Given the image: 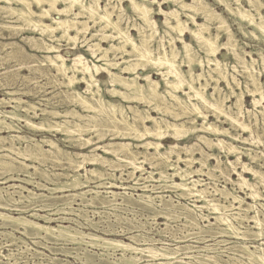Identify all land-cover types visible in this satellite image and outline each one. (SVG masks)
Masks as SVG:
<instances>
[{"label":"bare ground","instance_id":"obj_1","mask_svg":"<svg viewBox=\"0 0 264 264\" xmlns=\"http://www.w3.org/2000/svg\"><path fill=\"white\" fill-rule=\"evenodd\" d=\"M104 1L105 8L101 4L103 0H0V10H3V14L15 15L18 20L30 26V30L36 31L41 37L47 35L51 40L64 39L72 42L73 45H76L77 40H82V43L89 45L88 53L91 58L97 60L93 61L81 53H76L74 58L68 60L60 53V46L45 42V48L52 53L47 55V63L63 78L62 83L72 95L71 102L85 111L92 112V115L83 116L71 110L70 113L73 112L76 116L75 121L59 122L43 117L40 123H36L29 115L20 113L22 103L26 101L14 97V92L8 93L10 95L8 99L0 98L2 108L12 107L11 110H0V174L4 175L0 182V209L2 210L0 225H10L13 231H18L23 237L39 236L46 240H62L82 246L81 248L85 246L86 249L98 247L102 250L99 254L100 259H103L110 250H113L111 254L114 255H117L115 252L120 251L114 257L115 264H142L145 261H158L154 264L175 262L178 264H231L230 260L226 261L228 263H223L217 255L204 253L216 249L210 245L182 246L185 248L182 249L185 250L186 258L189 259L184 261L179 254L180 246L176 248L157 246L154 243H159L161 239L157 240L141 233L131 235L132 241L127 242L120 238L109 237V233L114 232L113 235H115L116 230H103L106 236L83 231L79 228L83 223L70 216L82 214L79 213L81 207L74 206L77 204L75 202L79 205L89 204L105 209L123 204L128 207L137 202L143 204L142 209L153 211L155 217L161 215L167 219L172 215V211L178 208L185 219L186 228H189L187 236L196 229L203 231V227L198 222V215L208 219L211 214H214L216 223L225 225L217 228V231L215 229L212 231L214 238L229 235L232 238L245 240L247 231L241 229V226L244 225V221L253 223V228L257 230H250L254 234L255 242H251L253 245L250 246L246 242L238 241L232 248L236 252L233 264H264V247H261L264 241L259 242L264 239V219L260 217L257 210V204L264 207V203L260 202L263 194L257 188L258 184H261L264 189V173L261 170L264 165L261 163L264 161V154L261 156L252 148L236 144L239 141V135L242 137V134L233 133L228 128H221L217 124L221 117H225L235 129L241 128L244 133L249 130L250 136H254L251 127L247 126L246 121L241 120L243 114L251 113V110L244 108L245 97L251 96L253 104L261 107L259 113L262 114L264 125V88L262 87L264 83L261 80V75L264 74L263 48L260 47L256 51L247 50L250 47L249 43H239L227 18L217 12L207 0H127L140 21L134 24L139 32L138 38L131 33V26H122L126 11L123 7L124 0H116L117 3L114 2L115 0ZM214 1L223 5L226 11L235 17L239 30L244 35L254 36L257 40L264 41V13L260 9L262 7L264 9V1L246 0L252 8L255 7L256 14L246 8L241 0H236L235 5L229 0ZM165 3L173 4L175 8L166 10L162 6ZM59 4H63V7ZM155 5H158V8H155ZM34 6L38 10H35ZM82 15L89 21L94 20L104 24L101 28H109L112 32L100 35L98 39L96 34H92V37L95 36L94 39L97 40L89 43L91 37L88 32L91 26L88 20L79 19ZM156 15L164 17L163 24L166 26L164 33L159 28ZM46 18L49 22L45 21ZM245 23L252 28L251 31L245 29ZM58 33L61 35L59 36ZM222 34L227 36L226 42L221 41ZM187 36L191 37L199 49L206 54L205 58L199 56L198 50L187 41ZM106 41L109 42L108 46L103 44ZM178 43H181V48ZM223 49H227L229 54L234 55L236 62L242 65L245 90L241 89L239 92L234 90L232 84L239 85L240 82L234 74L230 73L229 66L218 58ZM250 55L251 58L248 59ZM253 55H258V58ZM101 61H103L102 64L99 63ZM258 64L261 67L259 70L255 67ZM199 66L202 69L201 72H197L196 67L199 68ZM147 68L152 69L153 74L161 78H154L150 72L146 71ZM101 73H106L108 79L101 81L98 77ZM213 82L214 85L211 86ZM220 82H226L230 90L223 92ZM79 83L85 84L84 91H80ZM102 84L106 86L105 89ZM211 88L214 91H209ZM228 97L235 98L231 105L226 104ZM114 98H119L120 101ZM122 101L129 104L141 103L143 107L137 104L126 106ZM234 106L236 110H232ZM172 109H174L173 120H170L166 115ZM52 112L53 118L61 115L56 111ZM104 114L111 123L110 129L114 132L112 138L119 137L120 140L100 145L93 137L85 138L82 135L89 130L98 134V123ZM210 114L216 120L212 121ZM185 115L192 116L190 124L182 121ZM198 119L201 120L200 123ZM256 123H259L258 119ZM24 126L29 129L61 133L64 137L61 139L42 137L40 140L22 135ZM71 135L79 136L72 140L71 145H78L81 149L89 147L92 149L89 152L73 153L62 147L61 141L66 143V139ZM105 136L96 137H98L97 140H103ZM191 136L195 137L197 143L183 144ZM226 137L229 139L227 140ZM166 139H171L173 142L165 145L163 141ZM246 139L242 138L243 141ZM133 141H136L137 146L140 145L146 153L142 160L138 156ZM258 141L264 145L262 137L257 141H251V144ZM201 144L206 145L211 153L203 150ZM97 149H102L111 155L112 161H121L125 165H130L132 170L128 172L129 177L118 176L115 172L117 166L108 173L105 164L110 163L111 160L97 153ZM196 151H200L202 156L197 157ZM221 152L226 155L225 161L221 159ZM229 155L234 156L235 159H231ZM210 157L216 164L209 161ZM243 157H248L253 162L257 161L259 167L251 166L243 160ZM45 162H51L53 166L67 165L64 168L65 173L58 174L47 169L41 173V178L53 176L50 178L53 188H48V191H44V184L36 180L37 166H33L35 172L31 171L32 164ZM179 162H185L186 165L182 166ZM89 163L95 167L88 168ZM194 163H198L201 168L193 166ZM147 164L156 170L149 171L145 167ZM216 165L220 166L218 172L227 176V182L233 183L232 188L227 185L221 188L215 182L219 177L213 171ZM82 170L85 172L82 173ZM244 172L252 173L253 181L249 180ZM147 174L148 176L145 177L144 175ZM231 174L238 175L237 179ZM63 175L67 176L66 180L61 179ZM202 175L215 180L211 183L202 178ZM129 181H133L134 184H128ZM152 182L159 183V186ZM234 185L240 188L249 187L250 190L246 194L253 203L247 202L243 196L239 195ZM102 188H106L104 195L100 190ZM116 188L124 191L113 190ZM128 189L138 191L139 193L136 194L138 197L131 196L126 191ZM65 190H69L70 193L67 194ZM72 191L74 193H71ZM166 191H173L179 198L189 200L194 208L190 206V203L173 202V196L168 199V196L164 194ZM14 193H18L19 197H15ZM217 196L223 197L226 203L228 201V205L221 202ZM119 200H122V203H118ZM235 203L240 204L239 212H233ZM14 209L17 214L13 213ZM41 209L44 210L43 212H50L42 214ZM202 209H207L209 214L201 213ZM53 215H57L58 218H54ZM234 219L240 226L233 223ZM54 222L58 224L53 225ZM66 222H76L79 227L66 225ZM87 222L89 228L95 230L99 228L93 221L87 220ZM209 224L212 222L209 221ZM143 226L145 225L141 224L138 228ZM131 230L129 233L136 232ZM13 231L3 230L0 234L11 236V242H15L19 238ZM159 234H162L161 230ZM187 236L179 237V239ZM150 238L152 243L148 242ZM198 239L203 240V238ZM180 241L178 243H181ZM93 256L83 253L79 258L84 263L95 264L98 261L96 262ZM2 257L9 258L10 255H4L0 250V261Z\"/></svg>","mask_w":264,"mask_h":264},{"label":"rangeland","instance_id":"obj_2","mask_svg":"<svg viewBox=\"0 0 264 264\" xmlns=\"http://www.w3.org/2000/svg\"><path fill=\"white\" fill-rule=\"evenodd\" d=\"M210 2L211 6L217 11L222 13L226 18L229 23V26L231 27L232 31L235 34V37L239 41V43L244 44L249 43L250 47L247 48L249 51H256L259 50V48H263L264 50V41L262 40H257L256 37L254 36H246L244 35L241 30H239V25L235 19V17L232 14H229L228 11H226L225 7L214 0H207ZM264 1V0H261ZM114 2L117 3L115 0ZM229 2L233 5L236 4V0H229ZM242 4L251 10L252 13L256 14L257 12L255 7H251L246 0H241ZM248 3V4H247ZM104 8H105V1L103 0V3H101ZM249 5V6H248ZM60 7H63V4H59ZM164 9L170 10L174 9L175 6L169 3H165L162 5ZM123 7L125 8V15L123 16L122 20V26H131V33L138 38L139 32L138 30L134 27L135 23H139L138 16L133 13L131 7H130V2L129 1H123ZM155 8H158V5L154 6ZM177 8V7H176ZM35 10H38L36 6H34ZM261 12L264 13L263 7L260 8ZM130 10V11H127ZM3 10H0V98H6L8 99L10 95L8 94L9 92H14V97L21 98L23 101H26L22 103V107L20 109L21 114H26L29 115L30 118L36 122L40 123L43 119V117H47L50 119H54L59 122H64L66 120L69 121H75L76 116H74L73 112L70 113V111L75 110L79 114H82L83 116L85 115H92V112L85 111L82 109L80 106L74 104L71 102V93L70 91L66 88V86L62 83L63 78L57 74L56 70L49 64L47 63V55H50L52 53H49L47 49L45 48V42L52 43L56 46H60V53L67 58L68 60L74 58L76 53H81L86 55L87 57H90L91 60L97 61L95 58H91L89 55V45L87 43H82V40H77L76 45H73L72 42H68L67 40L61 39V40H51L49 36L41 37V35L37 34L36 31L30 30V26L26 25L25 23L23 24L20 20L15 15L12 14H3ZM2 13V14H1ZM228 13V14H227ZM3 15V16H2ZM156 19L159 22L160 25V30L162 33H164V30L166 29V26L163 24L164 17L161 15H156ZM3 18V19H2ZM117 18V16H115ZM79 19L81 20H88L84 15L79 16ZM45 21L49 22V19H45ZM89 21V20H88ZM201 21V19H200ZM97 23V24H96ZM233 23V24H232ZM91 28L89 29V37H91V40L89 43H94L100 35L111 33L112 30L109 28H101L103 26L99 22L89 21L88 23ZM235 24V25H234ZM246 24V23H245ZM93 26V27H92ZM238 26V27H237ZM248 25H245V29L248 31H251V27H247ZM13 27V28H12ZM134 28V29H132ZM238 28V29H237ZM97 30V31H96ZM133 30V31H132ZM213 31H217L213 29ZM236 32V33H235ZM74 34V33H73ZM92 34H96L95 36L92 37ZM237 34V35H236ZM60 36L61 34L58 33ZM244 35V36H243ZM40 37V38H39ZM227 36L222 34L221 41L226 42L227 41ZM38 38V39H37ZM187 41H189L196 50L199 52V56L205 58L206 54L203 53L197 44L191 39V37L187 36L186 37ZM251 39V40H250ZM192 41V42H191ZM259 41V42H257ZM61 44V45H60ZM68 44V45H67ZM105 46L109 45V42L106 41L103 43ZM178 46L181 48L182 45L181 43H178ZM170 49V48H168ZM255 58H258V55H253ZM218 58L220 60H223L224 63H226L229 67L230 73L234 74L237 78V80L240 82L239 85H236V83H233L232 85L234 86V90L239 92L241 89H246L245 87V75L243 74L244 71H242L243 67L240 63H237L235 60L234 55L231 53L229 54L227 49H223L222 52L218 55ZM226 58V59H225ZM248 59L251 58V55L247 57ZM225 60V61H224ZM235 60V61H234ZM100 64L103 63V61L99 62ZM19 67V68H18ZM198 67V66H197ZM197 72H201L202 69L199 66L197 68ZM236 67V68H235ZM257 70H259L261 67L259 64L255 66ZM236 70H235V69ZM186 69V68H184ZM206 69L208 67L206 66ZM148 72H150L154 78L160 79L161 76L157 74H153L152 69L147 68ZM141 73H144V71H141ZM13 77V78H12ZM101 81H105L108 78V75L106 73H101L98 75ZM158 77V78H157ZM10 79V80H9ZM261 80L264 83V74L261 75ZM220 86L223 89V92H228L230 90L228 84L226 82H220ZM223 84V85H222ZM214 85V82L211 84V86ZM103 89L106 88L104 84H102ZM162 86L164 87V84L162 83ZM78 87L80 88V91H84L85 89V84L79 83ZM264 88V84L262 85ZM210 88V87H209ZM239 88V89H238ZM244 89V90H245ZM213 89H209V91H212ZM228 90V91H227ZM214 91V90H213ZM105 93V92H104ZM84 94H86L84 92ZM108 98H110L109 95L105 94ZM183 95V93L181 94ZM65 100V101H64ZM114 100H119V98H114ZM37 101V102H36ZM235 101V98L233 97H228L226 98V104L231 105ZM41 103V104H40ZM122 103L126 106L128 105H138L139 107H143V104L141 103H136L133 102L131 104L122 101ZM15 104V103H13ZM244 108L251 110V113H246L241 116V120L246 121L247 126L251 127V129L254 131L252 135L250 136L249 130H247L246 133L243 132L241 128L235 129L229 122L226 121L225 117H221L218 121L217 124L221 126V128H228L229 131L233 133L240 132L242 134L239 135V141L236 142V144L242 146V147H249L252 148L253 150L257 151L259 155L263 156L264 154V145L261 144L259 141L256 143L251 144V141L253 142L254 140L257 141L261 139V137L264 139V125L262 124V114L259 113V110L261 109L260 106H257L253 104V97L251 96H246L245 97V102H244ZM5 109V110H11L12 107H5L2 108L0 105V110ZM41 109V110H40ZM48 110V111H47ZM236 110L235 106L234 109ZM26 111V112H25ZM56 111L58 113H61L60 116H54L53 118V112ZM69 111V113H66ZM174 109L170 110L167 113V118L170 120H173V114L172 112ZM51 112V113H50ZM36 113V114H35ZM65 115V116H64ZM157 115V114H154ZM210 119L212 121L216 120L212 114ZM87 116V117H88ZM245 119V120H244ZM259 121V123H256V121ZM192 120V116L190 115H185L182 119V121H186V124H190ZM198 122L200 123L201 120L198 119ZM25 125V123H20V125ZM99 125V131L98 134L97 132L94 131H86L83 132V135L85 138H92L95 139L96 141L99 142L100 145H104L105 143L108 142H113V141H119V137L112 138V135L114 132L110 129L111 123L106 119V115L104 114L103 118H101V121L98 123ZM252 125V126H251ZM109 128V129H108ZM23 132L22 135H27L31 137H35L38 139H42V137H48L52 139H61L64 137L61 133L57 134V132H49L47 130H38V129H33V128H28L27 126L23 127ZM110 130V131H108ZM237 130V131H236ZM102 133V134H101ZM7 134V133H6ZM95 134V135H94ZM55 135V136H54ZM98 135H106L103 140H97ZM214 138V136H210ZM245 137L247 138L246 141H243L242 138ZM253 137V139L251 138ZM79 138L78 135H71L66 139V143L61 141V146L64 147L65 149L72 151L73 153H78V152H89V150L92 149V147L81 149L78 145H71L70 143H73L72 140ZM113 139V140H112ZM228 140L229 138L226 137ZM165 145H168L173 142L171 139H166L163 141ZM134 147L138 152V156L142 160L144 156H146V153H144V149L140 147V145L137 146V142L133 141ZM197 143L195 137L191 136L186 142L183 144L187 145H193ZM203 150L207 153H211L209 151V148L206 145L201 144ZM48 148V147H47ZM97 153H100L104 155L105 158L107 159H112L113 157L107 153H105L102 149H97ZM197 157H201L202 154L200 151L195 152ZM221 159L224 161L226 160V155L224 152L220 153ZM16 157V156H14ZM175 156H173L174 158ZM231 159H235L234 156L229 155ZM264 159V158H263ZM243 160L250 164L251 166L259 167L257 161L253 162L251 161L248 157H243ZM115 161V162H114ZM209 161L212 164H216V162L210 157ZM112 162V163H111ZM111 164L107 163L106 169L107 172L110 173L112 170L117 166V170L115 171L118 176H122L124 178H128V172L132 170L130 165H125L121 161H116V160H111ZM28 163H30L28 161ZM182 166H185V162H179ZM262 164L264 161L261 162ZM48 165V166H47ZM37 166L36 173L37 175L35 176L37 181H41L44 184V191H48V188H53V182L51 181L50 178H41V173L45 171L46 169L49 171H55L56 173H65L64 168H66L67 165L63 166H53L51 162H45L42 164L35 163L32 164L31 171L35 172V167ZM88 168L95 167L92 164H87ZM193 166L196 168L201 166L198 163H194ZM148 170H153L156 168H153L149 164L145 165ZM220 169L219 165H216L215 168L213 169L214 173L219 176L218 179L216 178V183L219 184V187H223V185H227V187L232 188L233 183L231 181L227 182V176L225 174H220L218 170ZM128 170V171H127ZM262 172L264 173V165L262 167ZM38 171L40 173H38ZM69 172V169H68ZM84 173L85 171H81ZM71 173V172H69ZM262 173V174H263ZM51 174V173H50ZM140 173H138L139 175ZM244 175L251 181H253L254 176L250 172H244ZM3 176L0 174V182L3 180ZM145 177L148 176L144 175ZM158 177V175H156ZM231 176L235 179H237L238 175L236 174H231ZM57 177H60L57 175ZM67 176H61V179L66 180ZM198 178V176H196ZM202 178H205L207 181L213 183L215 179H210L208 176L202 175ZM264 178V174H263ZM49 179V180H48ZM109 181H111L109 179ZM153 184L155 182H152ZM128 184H134L133 181H129ZM147 184H149L147 182ZM93 186L95 185L94 183L92 184ZM155 185L159 186V183H155ZM4 186V185H3ZM237 187V193L245 198L247 202H252L253 200L247 197L246 192H249V187L245 186L243 188H240L238 185H234ZM32 187V186H30ZM257 188L262 192L263 194V199L260 201L261 203H264V189L261 184H258ZM102 194L104 191H106V188L100 189ZM110 190V189H109ZM112 190V189H111ZM115 191H124L121 189H113ZM13 191V190H11ZM66 193L69 194V190ZM74 191V190H73ZM71 193H74V192ZM131 194L133 197H138L136 194L139 193L138 191L128 189L126 190ZM142 192V191H140ZM57 193V192H56ZM5 194V192H3ZM15 197H19L18 193H14ZM167 198L169 199L171 196H173V202L178 203V201H181L183 203L189 204L190 206L194 208L193 203H191L189 200L181 199L179 196L176 195L175 192L173 191H166L164 192ZM156 195V194H154ZM221 200V202L226 203L225 199L221 196H217ZM78 199V198H77ZM122 200H119L118 203H122ZM77 203V204H76ZM76 205H74L76 208H80L82 214L75 215L72 214L70 215L73 218L78 219L81 224V226H77L76 222L74 223H68L66 222V225H71L74 228L79 227L83 231L87 232H95L99 235H104L106 236L103 232V230H116L115 235H113L114 232L109 233V237H116L123 239L127 242H131L132 240L130 239V236L133 234L141 233L145 236H151L154 237L155 239H161V241H158L159 243L155 242L157 246H165L168 248H176L180 246L179 254L180 256L184 258V261H188L189 259L186 258V255L184 254L185 248L182 246H186L189 244L195 245V246H205V245H210L212 248H216L215 250H209L204 253H209L211 255H217L218 259L222 261L223 263H228L226 261H229L231 264L235 262V257H236V252L233 248L235 244L239 242H246L248 245L252 246L253 244L251 242H255V237L252 231H256L257 229L253 228V223H250L248 221H244V225L241 226V229H243L246 232V239H237V238H232L229 235H223L220 237H212L213 233L212 231H217V228L220 226L223 227L222 223H216L215 215L211 214L208 219L207 218H202L198 215V222L199 225L203 227L202 230L196 229L194 232H191L190 236L188 235V227L186 228L185 225V219L181 215V212L178 210V208L174 211H172V215L167 219L164 216L158 215L155 217V213L151 210H146L142 209L143 204L137 203L130 204L128 207L123 205H117L115 208H100V206H92L89 204H82L79 205L78 202H75ZM201 204V203H199ZM228 205V201L226 203ZM119 206V207H118ZM239 206V207H238ZM121 207V208H120ZM240 204L235 203L234 204V209L233 212H239L240 211ZM257 210H259L260 217L264 219V207L257 204ZM0 211H2L0 209ZM44 210L41 209L40 212L42 214L44 213H49L50 211L43 212ZM55 211V210H53ZM177 211V212H176ZM176 212V213H175ZM180 212V214H179ZM14 214H17V211L14 209L13 211ZM200 213V211L198 212ZM204 214H209V211L207 209H202V212ZM86 214V215H85ZM29 215V213H27ZM103 216V217H102ZM179 216V217H178ZM54 218H58L57 215H53ZM84 217V218H83ZM177 217V218H176ZM91 220L94 223L97 224V228L91 229L87 225L88 222L87 220ZM149 218V219H148ZM174 218V219H173ZM147 219V220H146ZM209 221L212 222V224H209ZM233 223H235L236 226H240L239 222L234 219ZM58 222H54L53 225H57ZM141 224H144L143 228H138L140 227ZM139 225V226H138ZM208 225V226H207ZM218 225V226H217ZM134 226V227H133ZM180 227V230H179ZM213 229H212V228ZM129 228V229H128ZM145 228V229H144ZM210 228V229H209ZM249 228V229H248ZM128 229V230H127ZM132 229V230H131ZM184 229V230H183ZM215 229V230H214ZM250 229H253L252 231ZM3 230L7 231H13V228L10 225H0V232ZM129 230L133 231L136 230L135 233H129ZM159 230V231H158ZM160 230L162 231V234H159ZM183 232H182V231ZM124 231V232H123ZM140 231V232H138ZM210 231V233H209ZM249 231V232H248ZM15 236L19 238L15 242H11V236H4L2 233L0 234V250L4 255H10V259L7 257H2L0 264H94V263H84L83 261L80 260L79 256L83 255V253H88L94 255L93 257L95 258V261L97 263L95 264H115L114 263V257L117 256L120 251L113 253V250H110L107 252L106 256H104V260L100 259V253L102 250H100L98 247L96 248H88L86 249L85 246L81 248L82 246L75 245L72 242H64L62 240L55 241V240H46L43 239L39 236H30V237H23L18 231H13ZM203 232V233H202ZM184 233V234H183ZM195 233V235H193ZM198 233V234H197ZM111 234V235H110ZM182 235H186L187 237L183 239H179V237H184ZM248 235V236H247ZM175 236V237H174ZM250 236V237H249ZM9 238V239H8ZM140 239H143L142 237H137ZM198 238H203V240H199ZM20 240V241H19ZM179 240H181V243H178ZM224 240V241H223ZM263 240H260L259 242H263ZM28 242V243H27ZM150 243H152L151 238L149 239ZM183 242V243H182ZM44 243V244H43ZM187 243V244H186ZM256 243H258L256 241ZM254 243V244H256ZM5 245V246H4ZM79 246V247H78ZM262 248L264 245L261 246ZM69 248V249H68ZM81 248V249H80ZM184 248V249H182ZM58 249V250H57ZM182 249V250H181ZM254 249V248H252ZM69 250V252H67ZM87 251V252H86ZM23 252V253H22ZM202 253V252H201ZM21 254V255H20ZM25 254V255H24ZM79 255V256H78ZM228 255V256H227ZM17 256V257H16ZM220 256V258H219ZM238 256V255H237ZM99 257V258H98ZM103 257V256H101ZM102 262H100V261ZM100 262V263H99ZM105 262V263H104ZM158 261H145L142 264H154ZM173 264H178V262H175ZM180 264V263H179Z\"/></svg>","mask_w":264,"mask_h":264}]
</instances>
